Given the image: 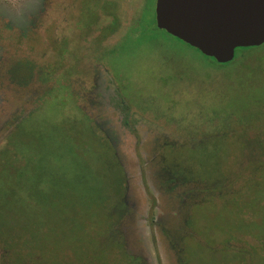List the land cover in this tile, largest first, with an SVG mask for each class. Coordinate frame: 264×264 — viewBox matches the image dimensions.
Instances as JSON below:
<instances>
[{
    "label": "rangeland",
    "instance_id": "374dc122",
    "mask_svg": "<svg viewBox=\"0 0 264 264\" xmlns=\"http://www.w3.org/2000/svg\"><path fill=\"white\" fill-rule=\"evenodd\" d=\"M154 6L0 0V264H264V45Z\"/></svg>",
    "mask_w": 264,
    "mask_h": 264
},
{
    "label": "water",
    "instance_id": "95a60500",
    "mask_svg": "<svg viewBox=\"0 0 264 264\" xmlns=\"http://www.w3.org/2000/svg\"><path fill=\"white\" fill-rule=\"evenodd\" d=\"M158 29L219 63L264 43V0H155Z\"/></svg>",
    "mask_w": 264,
    "mask_h": 264
},
{
    "label": "trees",
    "instance_id": "16d2710c",
    "mask_svg": "<svg viewBox=\"0 0 264 264\" xmlns=\"http://www.w3.org/2000/svg\"><path fill=\"white\" fill-rule=\"evenodd\" d=\"M139 21V20H138ZM141 23V22H140ZM142 24V23H141ZM143 25V24H142ZM152 25L153 26H155L156 27V24H155V19L153 18V22H152ZM144 26V25H143ZM110 27H112V29H113V26H110ZM109 27V28H110ZM166 32V31H165ZM262 45H264V43L262 44ZM261 45V46H262ZM255 47H259V46H251V47H240V48H236V50H238V59L239 60H247L248 59V54H249V52L250 51H252V49L253 48H255ZM200 52V51H199ZM205 56V55H204ZM205 57H208V56H205ZM208 58H210V59H212V60H214L212 57H208ZM215 61V60H214ZM226 64H231L232 63V61H229V62H225ZM35 71H37V70H35V68H34V65L33 64H31V63H29V68L25 71V75L24 76H31ZM15 73H16V75H20V73L19 72H16L15 71ZM42 77H43V75H42ZM44 78V77H43ZM44 80H46L45 78H44ZM108 146V145H107ZM108 148H109V150H110V152L112 153V158L115 160V157H114V153H113V150H112V148L110 147V146H108ZM5 154V152L3 151L2 152V154L0 155L1 156V158L3 157V155ZM3 159V158H2ZM116 161V160H115ZM116 163H117V161H116ZM120 167V166H119ZM120 169H121V167H120ZM121 171H122V169H121ZM122 176H123V171H122ZM123 178H122V184H123ZM123 189H124V187H123ZM119 197H121V196H119ZM118 197V198H119ZM112 228H113V225H112ZM116 231V230H115ZM112 234H113V236H114V234H115V232H112ZM112 235H111V237H113ZM116 237V236H115ZM118 238V237H117ZM119 239H121V238H119ZM122 240V239H121ZM119 242V241H118Z\"/></svg>",
    "mask_w": 264,
    "mask_h": 264
}]
</instances>
